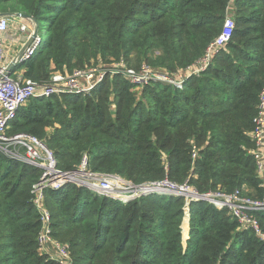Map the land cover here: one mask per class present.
Instances as JSON below:
<instances>
[{
  "label": "trees",
  "instance_id": "16d2710c",
  "mask_svg": "<svg viewBox=\"0 0 264 264\" xmlns=\"http://www.w3.org/2000/svg\"><path fill=\"white\" fill-rule=\"evenodd\" d=\"M232 2L230 53L222 49L182 88L138 87L122 73L106 75L87 94L31 98L9 132L42 137L61 170L75 169L86 153L91 170L135 184L167 177L199 192L244 187L262 196L247 150L264 88V0H0V13L32 15L37 35L45 31L36 52L15 67L40 81L98 57L132 68H185L220 34ZM39 175L0 151V264H56L37 250L31 188ZM44 197L53 237L68 242L72 264H264V241L204 201L188 204L185 244L183 197L154 193L121 202L74 184ZM253 215L264 232V211Z\"/></svg>",
  "mask_w": 264,
  "mask_h": 264
},
{
  "label": "built area",
  "instance_id": "2783aa9c",
  "mask_svg": "<svg viewBox=\"0 0 264 264\" xmlns=\"http://www.w3.org/2000/svg\"><path fill=\"white\" fill-rule=\"evenodd\" d=\"M24 21L17 28L20 33L18 40L22 46L32 35L30 21ZM10 25L11 18L0 15V151L9 159L40 170V175L31 188V202L40 217V228L36 238L39 253L54 260L56 264H72L69 244L53 237L52 217L45 205L44 197L47 189L59 190L67 184H74L100 197L121 202L154 193L183 197L186 217H189L190 202L204 201L217 209H227L242 229L252 231L256 237L264 241V232L253 215L264 211V193L262 196H251L245 192L244 187L232 191L216 189L201 193L187 180L177 183L167 177L135 184L118 174L91 170L89 156L86 153L82 155L75 169L61 170L53 151L38 136L27 132L10 133L11 121L16 117L19 108L31 98L50 97L55 94H87L107 75V69L97 66L75 68L71 73L55 72L48 79L40 81L24 76L14 78L7 75V65L3 62V35L8 34ZM234 26V18L227 13L220 34L210 41L201 56L187 67L176 70L174 75L147 64H142L139 68L128 67L123 60L112 63L111 72L122 73L138 87L162 82L182 88L189 77L199 76L208 69L213 59L229 41ZM40 43L41 38L37 35L21 55L20 62L27 61L36 52ZM248 136L253 146L247 153L255 161L256 173L261 179L260 186L264 189V88L259 94L256 114L252 119V129ZM195 156L194 149L193 157Z\"/></svg>",
  "mask_w": 264,
  "mask_h": 264
},
{
  "label": "rangeland",
  "instance_id": "374dc122",
  "mask_svg": "<svg viewBox=\"0 0 264 264\" xmlns=\"http://www.w3.org/2000/svg\"><path fill=\"white\" fill-rule=\"evenodd\" d=\"M233 8H234V6H233V2L229 5V12H228V14H230L233 18H235L234 17V11H233ZM6 13H8V12H6ZM1 14V13H0ZM11 18V20H12V18L13 17H10ZM32 31H33V28H32ZM38 34H39V36L41 37V38H43V37H45V35H46V33H45V31H39L38 32ZM35 37H37V34H36V36ZM44 39V38H43ZM224 51H226V52H228V53H230V50L229 49H227V48H225L224 49ZM115 62V59H113L112 57H110V58H105V59H101L100 57H98L96 60H94V61H92L91 63H89L87 66H86V68H91V67H95V66H97V67H101L102 69H107V75H110L107 79H112L113 77H116V73L115 74H113L112 72H111V66H112V63H114ZM145 63V62H144ZM23 66V65H22ZM18 69H23V71H24V67H22V68H18ZM18 69H16V70H14L16 73H19V71H18ZM159 70H161V71H166V72H168V74L169 75H174V73H175V71H168V70H165V69H162V68H158ZM114 75V76H113ZM202 75V74H201ZM200 75V76H201ZM140 91H138L137 90V95H138V97H140L141 96V92L139 93ZM20 132H26V131H20ZM38 136V135H37ZM39 138H41L43 141H44V139L42 138V137H40V136H38ZM195 149V148H194ZM195 151H196V154H197V149H195ZM245 189V192H248V194H253V192H256V191H254V190H252V189H250V188H244ZM207 192V191H206ZM201 193H204V192H201ZM98 196V195H97ZM185 225H187V228H188V230H187V232H184V226ZM181 228H182V239H183V242L185 243L186 242V240H187V238H188V231H189V218L188 217H186V215H185V217H184V219H183V222H182V225H181ZM61 239H65V238H61ZM66 240V239H65ZM65 243H68V242H65ZM186 244V243H185Z\"/></svg>",
  "mask_w": 264,
  "mask_h": 264
},
{
  "label": "crops",
  "instance_id": "0c3cea01",
  "mask_svg": "<svg viewBox=\"0 0 264 264\" xmlns=\"http://www.w3.org/2000/svg\"><path fill=\"white\" fill-rule=\"evenodd\" d=\"M27 19H22V18H17L13 17L11 20V25L9 27V31L7 35H3L4 41H3V62L8 66L9 63L17 57L19 52L22 49V44L18 40L19 37V31H18V25L21 23H24ZM29 21V20H28ZM31 23V22H30ZM32 26V24H31ZM14 37V38H13ZM19 64V63H17ZM17 64L12 68V70H16ZM11 70V71H12ZM19 73H16L13 71V74L10 72V76L12 77H18V76H24V71L23 69H18ZM25 77V76H24ZM50 131V130H49Z\"/></svg>",
  "mask_w": 264,
  "mask_h": 264
},
{
  "label": "water",
  "instance_id": "95a60500",
  "mask_svg": "<svg viewBox=\"0 0 264 264\" xmlns=\"http://www.w3.org/2000/svg\"><path fill=\"white\" fill-rule=\"evenodd\" d=\"M0 15L7 16V17H17V18L27 19V20H29L31 22L32 28H33L32 35H31L30 39L23 45V47H22L21 51L19 52V54L17 55V57L15 59H13L9 63V65L7 66L6 74L9 75L11 70H12V68L17 63H20L21 55L23 54L25 49L29 46V44L31 43L33 38L36 36L37 30H38V24H37L36 19L32 15H29V14H24V13H1Z\"/></svg>",
  "mask_w": 264,
  "mask_h": 264
},
{
  "label": "bare ground",
  "instance_id": "6f19581e",
  "mask_svg": "<svg viewBox=\"0 0 264 264\" xmlns=\"http://www.w3.org/2000/svg\"><path fill=\"white\" fill-rule=\"evenodd\" d=\"M184 228V227H183ZM187 230H188V228H187ZM187 232V231H186Z\"/></svg>",
  "mask_w": 264,
  "mask_h": 264
}]
</instances>
